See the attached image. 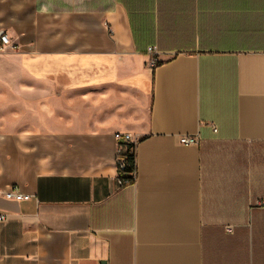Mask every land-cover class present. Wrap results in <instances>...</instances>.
<instances>
[{"label": "crops", "instance_id": "1", "mask_svg": "<svg viewBox=\"0 0 264 264\" xmlns=\"http://www.w3.org/2000/svg\"><path fill=\"white\" fill-rule=\"evenodd\" d=\"M1 33L0 264H264V0H0Z\"/></svg>", "mask_w": 264, "mask_h": 264}, {"label": "built area", "instance_id": "2", "mask_svg": "<svg viewBox=\"0 0 264 264\" xmlns=\"http://www.w3.org/2000/svg\"><path fill=\"white\" fill-rule=\"evenodd\" d=\"M6 47H11L10 41L5 34L1 33L0 49ZM147 54L149 55L148 66L152 69L157 65L158 62V53L156 48H148ZM213 131L215 132V129ZM115 138L117 139V141L122 143L121 149L124 150L123 152H118L116 158L117 185L119 188H123L125 186L133 184L135 179V172L130 175L133 178V181L131 182L121 180L120 174H122L127 167L124 157L133 155L135 156L136 143L134 142L133 137L129 134H117ZM178 144L183 146H197L199 144V139L197 138V136H181L178 138ZM0 197L6 200H13L16 202L28 201L31 198L30 196L21 194L17 188H11L6 192H0ZM257 206L260 208H264V202L258 203ZM7 218L8 217L5 214H0V223H5L7 221Z\"/></svg>", "mask_w": 264, "mask_h": 264}, {"label": "rangeland", "instance_id": "3", "mask_svg": "<svg viewBox=\"0 0 264 264\" xmlns=\"http://www.w3.org/2000/svg\"><path fill=\"white\" fill-rule=\"evenodd\" d=\"M0 100L2 101V90L0 89ZM0 113H1V116H2V103H0ZM2 120V119H1ZM0 120V124L2 125L3 124V121ZM23 126V123L22 122H13V127L14 128H21ZM249 179H250V187L252 186H255L257 187V184H253V183H257L256 181H262L260 184H264V171L262 170L263 168H261V166L259 165H250L249 166ZM254 180V181H253ZM258 203H260V201H257L256 204H252L253 207L256 206Z\"/></svg>", "mask_w": 264, "mask_h": 264}, {"label": "trees", "instance_id": "4", "mask_svg": "<svg viewBox=\"0 0 264 264\" xmlns=\"http://www.w3.org/2000/svg\"><path fill=\"white\" fill-rule=\"evenodd\" d=\"M126 161V169L122 174H120V178L123 181H133V178L130 176L132 173L136 172V164H135V156H125Z\"/></svg>", "mask_w": 264, "mask_h": 264}]
</instances>
